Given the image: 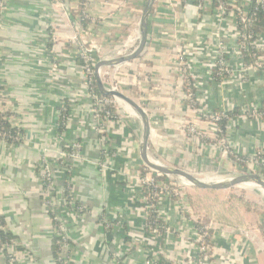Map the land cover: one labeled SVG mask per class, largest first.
Returning a JSON list of instances; mask_svg holds the SVG:
<instances>
[{
	"label": "crops",
	"instance_id": "0c3cea01",
	"mask_svg": "<svg viewBox=\"0 0 264 264\" xmlns=\"http://www.w3.org/2000/svg\"><path fill=\"white\" fill-rule=\"evenodd\" d=\"M74 2L76 0H66L63 6L54 4L51 0H11L6 12V27L0 37V76L6 82V93L14 101L26 135L25 144L0 143V215L5 217L9 230L17 236L15 240L18 245L23 247V264H57L52 248L51 216L42 200L40 183L36 177L35 161L40 147L38 142L42 134L48 133V124L54 125L56 122L60 102L69 93L79 91L85 96L86 92L82 86L81 64L73 54L58 56L62 48L63 51H68L63 45L50 52L51 47H46L42 36L51 27H55L62 36H69L76 30L77 21H72L69 12V8L76 5ZM146 2L147 0H109L106 5L104 0H93L89 12L95 19L93 22H85L81 33L85 40L97 39L100 45L99 59L111 56L121 45L132 25L140 20ZM167 5L166 0H156L149 17L148 43L141 61L149 58L151 64L141 67L149 72L150 81L141 98L145 95L144 99L148 103L145 107L152 127L159 132L156 137L159 139L156 141L161 144H153L162 145L161 149L168 148L167 151L170 152L181 150L178 143L180 134L170 124L171 119L179 116L181 105L180 94L175 90L177 60L168 47L173 39V28ZM128 66L130 68L131 65ZM54 74L59 80L67 82V92L62 93L60 89L53 88ZM117 77L124 88H130L132 75L126 78L121 74V77ZM90 106L80 101L73 106L74 122L67 130L69 135L83 141L84 155L91 159L74 164L72 177L76 194L80 200L96 208V212L106 206L113 211L118 208L119 215L131 216L133 220L129 221L128 232L141 238L142 229L135 222L137 218H143L144 214L137 193L128 192V185L120 187L119 183L123 179L115 176L116 173L111 172V169L99 174L95 161L101 159L104 143L95 131V121L90 110L86 109ZM124 123L125 127H120L121 131L124 135H133L137 122L125 120ZM139 123L141 124L140 119ZM117 130V127H113L112 132ZM248 136L244 134L243 138L247 140L250 138ZM122 140V136H118L114 141L121 143ZM151 140L154 141V136ZM133 143L132 151H138L140 158L139 144L135 140ZM211 154L209 151L207 160ZM177 162H182V159L178 157ZM98 220L97 213L92 214L75 228L72 240L75 244L79 242L84 251L76 250L74 259L77 264H123L120 256L113 250L120 251L122 258H126L129 256L127 247L130 242L118 238L109 240V232L113 227L101 226ZM172 230L168 236L173 246L172 243L167 246L168 252L175 251L183 258L186 253H192L193 242L189 241L186 252L183 249L185 241L176 237L179 234L175 227ZM219 231L213 237L214 259L207 264H264V247L258 228L232 229L226 225ZM183 235L186 236L184 233ZM161 244L165 246L163 242ZM153 245L156 243L151 244ZM135 246L141 247L139 244ZM143 249L150 251L146 246ZM142 256L141 252L137 254L139 262L135 264H142ZM0 264H7L1 251Z\"/></svg>",
	"mask_w": 264,
	"mask_h": 264
},
{
	"label": "built area",
	"instance_id": "2783aa9c",
	"mask_svg": "<svg viewBox=\"0 0 264 264\" xmlns=\"http://www.w3.org/2000/svg\"><path fill=\"white\" fill-rule=\"evenodd\" d=\"M51 2L63 6L65 3L62 0H51ZM92 2L93 0H86L82 14L78 15L76 30L69 36H62L55 27H51L46 31L44 39L46 47H51L50 52L56 51L58 46L63 45L68 51H63L62 48L58 56L68 53L73 54L76 59L80 57L83 60L81 64L82 86L85 88V97L91 104L95 131L104 143L103 152L107 161L111 159L114 150H116V155L130 153L134 148V143L133 138L130 135H124L120 129V127H125V118L116 105L123 106L118 97L104 96L93 89L96 82L95 65L102 60L98 57L100 45L95 38L85 40L81 33L83 23L93 22L95 19L89 12ZM74 3L76 5L72 7H77V0ZM104 3L107 5L109 0H104ZM166 3L169 7L170 23L173 28L171 33L173 39L168 47L177 60L175 90L180 94L181 106L178 114L182 116L173 124L175 131L183 138H187L193 147L212 152L209 156L210 168H215L216 175L218 173L221 175L209 178L208 181L222 182L243 174H255L264 180V32L255 29L258 15L264 11V0H166ZM6 11L7 0H0V34L6 19ZM139 39L140 20L132 25L121 45L114 50L111 56L103 59L130 54L137 47ZM125 65L128 69V62L99 68V74L107 89H119L117 75H120ZM144 65L146 66V63L140 64L139 72L134 74L136 78H139L131 82L132 87L130 88L133 90L145 89L149 85L150 77L149 73L143 69ZM5 84L3 77L0 76V112L3 114L2 119L9 122L13 130L0 126V141L13 145L14 143L25 144L26 135L21 119L14 101L6 93L7 85ZM77 96L78 93H69L67 98L60 102L56 113L55 123L58 124L62 119L66 133L69 123L73 120V106L78 102ZM143 98L145 95L139 100L142 102ZM66 100L70 102L69 107ZM113 127L118 128L115 133L112 132ZM154 133L155 129L152 127L150 139ZM244 134L249 135L250 138L244 139ZM63 135L64 133L60 135V139H64ZM118 136L123 138L121 143L114 141ZM9 140L11 143L8 142ZM79 142H81L79 137H73L70 140H64L60 145L62 152L58 160L61 166L67 167L72 164L69 157L77 156L73 149ZM47 144L49 143H45L43 151L54 148ZM45 157L46 153L40 158L46 164L47 173L42 176L39 172L38 176L43 181L41 194L50 212L53 225L52 244L56 248V263L77 264V260L74 259L77 254L76 244L66 233L63 224L65 212L61 213L59 210L55 212L52 206L51 197L48 195L50 184L54 183V187L59 188V183H61L62 187L56 189L60 190L61 196L71 200L70 204L74 202L80 211L87 209L81 204L80 199L75 197L70 177L63 178L65 170L58 179L54 178ZM138 162H141L140 167L144 169L145 164L142 160ZM124 168L123 174L127 175L125 174L127 166ZM141 175L147 180L142 181L143 184L136 193L145 209L154 197L153 191L165 188L168 184L164 180L156 181L151 172L145 175L142 172ZM184 181L187 186L192 185ZM251 183L255 182L248 181L242 184L250 185ZM259 187L264 196V189ZM150 207L152 210L148 213L144 210V217L146 216L147 221L146 229L153 238H159L160 235L163 243L165 241L163 239L167 237L168 244H170L171 240L168 235L173 231V226L169 223L170 218L156 209L159 208L157 204L150 203ZM178 209L185 215L188 213L181 205H178ZM159 220L164 222L161 226L158 224ZM189 221L193 225L189 226L193 235L191 238L194 245L193 252L186 253L184 258L175 251L174 256L167 252L168 257L161 255L159 259L147 261L146 264L210 263L215 256L214 234L206 229L212 228L214 231V227L207 224L204 228H200L195 223L196 219ZM106 226L111 227L109 223ZM205 237L209 239L205 240ZM262 244L264 247V240ZM17 245L15 239L11 242H3L0 239V251L4 254L7 264H23L22 251L17 248ZM189 245V242L183 245L186 252ZM83 260L86 259L83 258Z\"/></svg>",
	"mask_w": 264,
	"mask_h": 264
},
{
	"label": "rangeland",
	"instance_id": "374dc122",
	"mask_svg": "<svg viewBox=\"0 0 264 264\" xmlns=\"http://www.w3.org/2000/svg\"><path fill=\"white\" fill-rule=\"evenodd\" d=\"M11 0H7V8L10 6ZM7 12V11H6ZM6 27V19L4 22V25L2 27V32ZM2 32L0 34V37H2ZM46 34H44L42 37H44ZM45 41V39H44ZM139 43V41H138ZM136 44V46L138 45ZM1 45V42H0ZM146 72V71H145ZM135 77V76H134ZM123 78V77H122ZM139 77L133 78V80H137ZM53 88H58L62 91V93L67 92V88L65 85H67V82L59 80L55 74L53 76ZM58 83V84H57ZM118 90L123 91L126 93L125 89H122L124 86L121 85V80L118 78ZM132 87V85L130 86ZM128 90V89H127ZM130 90V88H129ZM132 91L139 92L140 90H133ZM78 93V102L80 101L83 104H90L89 100L79 91H75L72 94ZM129 95L128 93H126ZM141 96V95H140ZM85 98V100H83ZM134 99V98H133ZM144 99V98H143ZM138 100L140 103L141 101ZM84 101V102H83ZM123 103V101H121ZM91 105V104H90ZM117 107H119V111L122 113L125 120L130 121H136L138 126L134 130L133 135L130 134V136L133 138V140L136 141L140 145L141 142V124L139 123V118L130 113L125 106L116 104ZM86 109L90 110L91 112V106L87 107ZM92 114V113H91ZM182 116H178L177 118L170 121V124H174L177 121H179L178 118H181ZM62 119L59 121L58 124H48V133L42 134L39 140L40 147L38 150V157H36L35 161V167H36V177L40 183V193L42 189V178H39L38 173L43 176L45 173H47V167L46 164L43 162L42 155L44 156L46 153L45 159L49 162L50 169L52 171V174L54 175V178L58 179L62 173L63 170V178H67V176L70 177V182L72 183V189L74 192V195L76 198L79 199L78 195L75 191L74 186V180L72 177V170L74 167V164L76 162L80 161H86L91 160L87 158L84 155V146L83 141L76 144V147L73 149L74 153L78 156L76 157H69L70 161H72V164H70L67 167L61 166L58 158L62 151L60 145L64 142V140H70L72 139V135H69L70 132L66 133V129H64L62 125ZM74 119L69 123V127L67 129H70L73 125ZM132 125V124H131ZM133 128V127H132ZM64 133L63 138L60 139V135ZM158 130H155L154 135V141L150 139L149 143V155L150 157L158 162L168 164V165H175L178 166L177 158L182 159V166L184 169H187L191 171L194 175H196L199 178L202 179H209L218 177V175H221V173H218L216 175L215 168H210V161L207 160L206 155L208 152L197 149L192 146L191 142L187 141L188 139L183 138V136L179 135V144L181 150H175V151H167L163 150L162 145L155 146L153 143H159V141H156ZM135 134V135H134ZM163 141V140H162ZM53 146L54 148L49 149L48 151H43L44 147L46 146ZM0 143H4L3 141H0ZM21 143H14V145H20ZM56 145V146H54ZM139 149V148H138ZM137 149V150H138ZM104 154V158L96 160V165L99 167V174L102 175L104 172H106L107 169H111V172H115V176H118L123 179V181L120 184L121 186L125 185L129 186L130 189L128 190L131 192L136 193L138 189H140V186L143 180H147V178H143L141 173L143 172V168L140 167V161L141 158H139L138 151H131L130 153L125 154H119L116 155L112 151L111 159L105 158V153L103 150H101ZM107 151V150H105ZM42 152V155H41ZM66 152V151H64ZM41 155V156H40ZM116 155V156H115ZM177 156V157H176ZM176 157V158H175ZM182 157V158H180ZM40 158V159H39ZM75 158L77 160H75ZM204 165H206L204 167ZM124 166H127L126 173L127 175H124ZM108 171V170H107ZM131 181V182H130ZM173 184H168L165 188L159 189L158 191H153L154 197L150 200L151 204L158 205L159 208H156L158 211H161L167 215V217H170V226L175 227V231L178 232L179 235H176L177 238H179L180 241H185V243H188L191 238V229H189V226H193L192 223L189 221L190 219H196V221H200L201 219H206L208 221L209 225H212L215 229V232L212 231V233H216L219 230H222L221 228L230 226V228L234 229H246V230H256L257 228L261 232L262 240H264V196L261 193L260 189L257 186L249 185V184H241V185H235L228 189H222V190H211V189H201L197 188L194 185H186V182L182 178H178L176 181H173ZM62 187V184L59 183V188ZM58 187H54V183L50 184V190H49V197H51L52 206L56 211L65 212L64 218V226L66 233L70 238H72V234L81 222L84 221V219L88 216H91L92 214L97 213L98 215V223L100 225H107L108 223L113 227L111 231L109 232V235L111 237H108L109 240H114V238L118 239H126L124 241L130 242L128 244V253L129 256L125 258V256L122 258V253L120 251H116L114 249L113 251L115 254L120 256V260L123 261V264H135L138 263L137 261V254L141 252L143 254V260H140L142 264H146L147 261H153L156 259H159V254L164 255L165 257H168V247H169V240L168 238H164V245L161 243L162 237L159 235V238H153L151 236V233L146 229V216L143 218H137L135 224L140 225L141 227V238L138 235H135L133 233L128 232L129 231V221H132L133 218L131 216L127 215V217L122 216V214L119 215V211L117 208L116 210H112L110 208H107L106 206H103L101 210H98L96 212V208L88 204L86 201L80 200L81 204L86 207V211H80L79 207H76L75 203L72 202L70 204V201L68 198H63L61 196L60 190ZM123 191L125 189H122ZM43 198V196H42ZM44 201V199H42ZM45 203V202H44ZM150 203L148 202L147 207L143 210L149 211L152 210L150 207ZM187 203V204H186ZM178 205H181L182 207H185L188 213L185 215L178 209ZM185 205V206H183ZM74 208V209H73ZM73 209V210H72ZM112 210V211H111ZM153 216V215H152ZM118 217L119 219H115ZM111 221V222H110ZM196 223V222H195ZM172 227V228H173ZM217 230V231H216ZM139 232V231H136ZM220 232V231H219ZM218 232V233H219ZM186 234V236L183 235ZM156 243V245L151 246L150 244ZM172 243V241H171ZM140 245L136 247L135 245ZM81 244L77 242L75 245L76 250L84 251L81 247ZM148 248L150 250L149 252L146 251L144 248ZM168 246V247H167ZM173 246V243H172ZM154 249V251H152ZM164 252V254H163ZM148 253V254H146ZM171 256H174V252H170ZM170 256V257H171ZM88 258V257H87ZM87 261V260H86ZM89 261V260H88ZM87 261V262H88ZM86 262V263H87Z\"/></svg>",
	"mask_w": 264,
	"mask_h": 264
},
{
	"label": "water",
	"instance_id": "95a60500",
	"mask_svg": "<svg viewBox=\"0 0 264 264\" xmlns=\"http://www.w3.org/2000/svg\"><path fill=\"white\" fill-rule=\"evenodd\" d=\"M155 1L156 0H147L143 8L142 15L140 17V39L137 47L128 55L121 57H113L109 59H102L96 63L95 75H96V84L98 91L104 96H115L124 100V102H126L136 112V115L141 122V142L139 145L140 158L142 162L150 169L168 176H177L179 178L188 181L195 187L201 189H211V190L228 189L235 185H239L248 181L255 182L264 189V180H262L255 174H243V175H238L231 180L214 182L199 178L196 175H194L191 171L184 169L182 167L175 165H168L153 160L150 157L148 151L150 137H151V129H152L151 119L148 111L141 103H139L137 100L133 99L123 91L117 89H107L106 86L104 85L101 76L99 74L100 67L129 62L144 52L149 37L148 20L151 11L153 9V6L155 4Z\"/></svg>",
	"mask_w": 264,
	"mask_h": 264
},
{
	"label": "trees",
	"instance_id": "16d2710c",
	"mask_svg": "<svg viewBox=\"0 0 264 264\" xmlns=\"http://www.w3.org/2000/svg\"><path fill=\"white\" fill-rule=\"evenodd\" d=\"M62 1H66V0H62ZM85 3H86V0H77V7H72V8H69V12H70V16H71V19L72 21H77V18H78V15L79 14H82L84 8H85ZM152 13V11H151ZM151 15V14H150ZM150 17V16H149ZM149 21L148 20V25L150 26L149 24ZM85 23V22H84ZM83 23V24H84ZM255 29L256 31H262L264 32V11L260 12L259 15H258V20L257 22L255 23ZM144 53V52H143ZM141 54L139 55L138 57H136L135 59L131 60V62H128V65L130 64V68L126 69V65L121 69V73H120V77H121V74L122 76L124 77H128V75H132L134 76V74H136L137 72H139L140 70V63L142 62L141 60L143 59L144 57V54ZM147 61H145V63L147 65H150L151 64V60L149 58L146 59ZM77 61L80 63V64H83V60L78 57L77 58ZM147 70V69H146ZM149 73V72H148ZM6 85V84H5ZM131 86V85H129ZM93 89L98 92L99 94H101L98 89H97V84L96 82L94 83L93 85ZM122 89H125L126 93L129 94L130 97L134 98V99H139L141 98L140 95L143 94V92H145V89L142 88L140 89L139 92H136V91H132L131 89L127 90L126 88H122ZM67 103V106L69 107L70 106V102L68 100L65 101ZM142 105L143 106H147V101L144 99L142 102ZM3 118V114L0 112V126L1 127H5L7 130H13L11 128V125L9 122L5 121L2 119ZM8 142L11 143V141L9 140ZM102 158H103V155H102ZM179 167H185V166H182L183 164L181 162H178L177 164ZM144 167V170H143V174H147L148 172H151L153 174V176L155 177L156 181H166L167 184H170L172 183L173 181H176L178 179L177 176H172V177H169L168 175H165V174H162L160 172H156V171H153L151 170L149 167H147L146 165H143ZM153 219V218H152ZM155 219V218H154ZM151 220V218H150ZM0 221H1V224H2V229L0 230V239L3 241V242H11L12 239H15L17 236L15 234H13L8 226H7V223H6V220H5V217L0 215ZM164 222L162 220H159L158 221V224H160V226L163 224ZM208 224V221L206 219H201L200 221H196V225L200 228H204L205 225ZM264 227V222H263V225ZM162 229V228H161ZM163 230V229H162ZM208 230L209 233H212L213 229L212 228H208L206 229ZM209 237H205V240H208ZM17 248L22 250L23 247L17 245ZM53 255H54V258L56 259L57 257V254H56V248L53 246ZM167 264H170L168 262H166Z\"/></svg>",
	"mask_w": 264,
	"mask_h": 264
},
{
	"label": "bare ground",
	"instance_id": "6f19581e",
	"mask_svg": "<svg viewBox=\"0 0 264 264\" xmlns=\"http://www.w3.org/2000/svg\"><path fill=\"white\" fill-rule=\"evenodd\" d=\"M118 100L121 102V101H123V105L125 106V108L130 112V113H132V114H134V115H136V112L126 103V102H124V100H122V99H120V98H118ZM137 116V115H136ZM207 180V179H206ZM208 180H210V179H208ZM250 185H253V186H257V187H259L258 185H256L255 183H251ZM260 188V187H259Z\"/></svg>",
	"mask_w": 264,
	"mask_h": 264
}]
</instances>
